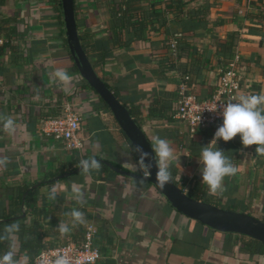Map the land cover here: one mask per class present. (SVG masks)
<instances>
[{"label":"crops","instance_id":"1","mask_svg":"<svg viewBox=\"0 0 264 264\" xmlns=\"http://www.w3.org/2000/svg\"><path fill=\"white\" fill-rule=\"evenodd\" d=\"M47 1L0 0V18L12 19L8 25L16 29L25 46L22 59L10 52L0 57V115L11 117L15 123V131L6 132L0 121V160L5 162L0 165V234L10 222L3 220L21 215L22 203L14 201L16 193L30 189L38 213L26 212L23 205L25 217L20 221L26 227L35 223L36 235L46 247L80 243L84 227L92 223L97 229V249L103 251L104 259L114 258L117 264H264V255H246L243 251L247 239L214 231L181 215L146 181L109 169L99 178L81 171L45 183L73 171L78 162L89 158L105 160L128 172H144L110 111L102 107L97 94L74 70L63 41L58 5ZM182 1L187 14L177 20L170 12L165 19L157 18L156 30L142 40L131 41L126 51L108 52L94 71L128 107L150 143L155 136L170 141L176 156L170 166L172 178L185 193L190 191L217 207L262 221L264 156L256 154L257 146L245 148L239 135L230 142H218L239 171L225 178L222 193L212 195L202 184L199 158L201 148L214 138L213 129L188 135L185 125L173 118L177 111L173 105L184 76L189 77L188 93L210 97L218 85L219 70L234 53L240 55V96L264 90V0ZM75 3L78 25L82 28L85 24L91 31L95 48L105 47L100 39L109 19L107 0ZM163 10L162 4L154 11ZM174 35L188 37L191 43L183 47V56L172 68H165V45ZM56 69L69 73L68 84L56 81L52 75ZM154 99L155 107L163 105L162 119L149 114ZM66 103L81 119L78 135L83 148L79 152H69L42 131V122L62 112ZM37 183L40 186L31 190ZM53 186L57 189L54 200L49 199ZM77 192L83 194L82 199L77 198ZM74 209L84 214L82 223L69 215ZM61 222L69 229L65 234L58 229ZM20 241L18 231L5 244L6 250L14 245L17 259L26 257L18 252Z\"/></svg>","mask_w":264,"mask_h":264},{"label":"trees","instance_id":"2","mask_svg":"<svg viewBox=\"0 0 264 264\" xmlns=\"http://www.w3.org/2000/svg\"><path fill=\"white\" fill-rule=\"evenodd\" d=\"M47 2L49 3V5L50 4L58 5V8H57L58 17L61 20L60 22L63 26L60 1L59 0H48ZM144 3H147L148 5H144ZM162 4L164 5V10L161 11L160 13H155L154 11L155 7L157 5L160 6ZM185 5L186 3H184L182 0H164V1L163 0H107L109 19L107 23H105L104 36L100 39L101 41L106 43V46L103 48L97 49L94 46L95 40H92L93 36L91 34V31L87 30V28L85 27V24H84V27L82 28L78 25V17H77L78 9H77L75 0H73L75 20H76L78 38L80 41L81 48L84 51L93 69H96L98 64L101 63V61L105 60L106 58L105 56L108 52H112V51L114 52L118 50L126 51L128 50V46L131 41L142 40L151 31L156 30L157 29L156 27L157 18L165 19L166 14L170 12L173 15L174 20H177L179 17H181L182 14H187L188 10L187 11L185 10V7H184ZM11 21L12 19H8L5 17L0 18V36L5 38L4 44L0 46V57L3 56L6 52H10L11 54H16V56L19 57V59H22L24 57L25 46L22 45V42H21L23 41L22 38H20V36L17 37L16 29L9 26L10 25L9 23ZM12 23L14 24V21ZM163 24L164 22L161 23L162 26ZM171 38H174L177 42L176 55L175 57H172L171 55H169L170 54L169 48L165 45L166 50H167V56L165 57L166 59L165 68H172L174 63L179 61L181 56H183L182 55L184 51L183 47L188 46V44L191 43L190 38L182 36V35L169 36V39ZM63 41H64L65 47H67L64 36H63ZM19 42H21V44ZM7 49L9 51H7ZM74 70L77 71L75 66H74ZM85 85L91 91H93L86 83ZM105 86L111 91V89L106 84ZM93 92L96 94L95 91ZM112 94L117 98V95H115L113 92ZM97 99L102 104V107L108 110L106 105L98 98V96H97ZM175 100H176L175 102H177L178 100L177 90L175 94ZM156 102L157 100L154 99L152 103V108H150L149 110V114L152 117H158L162 119V117H165L163 115V112H161L163 111V105L156 104V107H155ZM173 109L174 110L178 109V103H175V106L173 105ZM59 111L61 112V110ZM60 112L51 118L59 117L62 114V112L61 113ZM167 119L171 120V117H168ZM137 125L139 126L138 123ZM128 144L130 143L128 142ZM131 151H132L133 156L137 160L138 155L132 147H131ZM78 164H80V162H78ZM100 164H101V168L99 170H92L89 172V174L92 177L99 178L102 173L109 171V169L105 165H103L102 163ZM138 173L140 175H143L141 171H138ZM172 182L183 191L184 187L183 186L181 187L179 185V182L176 181L175 178H172ZM26 191L27 189H24V190L20 189L16 193V197L14 198V201L17 204L20 205L22 203L23 195L26 193ZM32 193L33 192H29L28 195L25 197L24 207L26 208V212L30 211L33 214H37L38 209L33 205ZM186 194L195 200L203 201L209 205L217 207V205H215L214 202L208 199H205V198L199 199L198 197H195L193 194H191L190 191H188ZM262 222H264V219H262ZM13 223H16L19 225V232L21 235V241H20L18 252L19 254L20 253L24 254L31 263L34 257L42 249L46 248V246L41 243V236L36 235L35 223L33 224V226H30V227L24 226L22 224V221L20 220L12 221V222H9L8 224L10 225ZM96 234H97V229H96ZM241 237L248 240V242L244 243L243 245L244 246L243 251L247 253L246 255H255V256L264 255V244L258 241L252 240L245 236H241ZM5 244H6V241H0V254H3L4 252L7 251ZM94 246L96 247L95 244ZM100 252L101 254L103 253V251L101 250ZM99 264H105V263L104 261H101Z\"/></svg>","mask_w":264,"mask_h":264},{"label":"clouds","instance_id":"3","mask_svg":"<svg viewBox=\"0 0 264 264\" xmlns=\"http://www.w3.org/2000/svg\"><path fill=\"white\" fill-rule=\"evenodd\" d=\"M52 75L60 84H68L71 76L64 69H56ZM223 123L217 128L214 138L211 142L201 148L199 163L201 164L200 173L202 184L207 186L210 194L216 195L225 190L224 181L226 177L235 176L239 168L233 161L225 155V152L219 149L218 142H230L238 135L245 148L256 147V154L264 156V90L258 94L241 95L235 102H228L221 108ZM0 121L3 122V128L6 132L15 131V123L11 117L0 115ZM151 153L144 150L142 145L135 146V152L138 154L136 164L139 168L151 173L153 167L152 161H155L156 175L155 181L158 187L163 190L172 182L171 162L176 159L175 150L170 141L155 136L151 140ZM89 147L95 151L94 145ZM5 162L0 160V165ZM81 170L89 173L92 170H99L101 164L94 158L82 159L80 161ZM76 192V189H73ZM57 189L53 186L49 193V199H55ZM78 199H82V193H76ZM69 215L77 222H83L84 214L79 210H72ZM61 234L69 231L67 225L63 222L58 224ZM19 231V225L16 223L7 225L3 234H0V241H10ZM0 264H27V257L19 259L15 256L14 245L0 254ZM53 264H70L66 256H59Z\"/></svg>","mask_w":264,"mask_h":264},{"label":"water","instance_id":"4","mask_svg":"<svg viewBox=\"0 0 264 264\" xmlns=\"http://www.w3.org/2000/svg\"><path fill=\"white\" fill-rule=\"evenodd\" d=\"M59 1L61 4V15L66 44L79 76L93 91L96 92L98 98L106 105L114 120L116 121L120 131L128 140L131 147L135 150L136 145H142L144 150L151 153V155L154 157L150 141L147 139L142 128L137 125L136 121L131 116L128 107L122 104L105 86V83L96 75L88 58L82 50L78 38L73 0ZM94 159L98 160L100 163L118 175L135 180L146 181L165 198V200L176 212L180 213L181 215L205 225L214 231L245 236L264 244V222H262L260 219L248 214L221 209L209 205L203 201L195 200L189 197L173 182L169 183L165 189L161 190L155 181L157 169L154 160L152 161L153 167L150 170L151 173H148L146 170H144L146 175H139L137 173L121 170L105 160L98 158ZM81 171V167L78 165V167L73 171L58 175L48 181H45V183H55L56 181L80 173ZM39 186L40 184L37 183L31 187V190H34ZM29 190L30 189H28L22 199L21 215L3 220L4 222L21 220L25 217L23 205L25 196ZM104 263L117 264L114 258L104 259Z\"/></svg>","mask_w":264,"mask_h":264},{"label":"built area","instance_id":"5","mask_svg":"<svg viewBox=\"0 0 264 264\" xmlns=\"http://www.w3.org/2000/svg\"><path fill=\"white\" fill-rule=\"evenodd\" d=\"M164 1V0H163ZM5 39L0 36V46ZM24 45V44H22ZM166 46L170 55L175 57L177 42L174 38L167 40ZM240 55L234 53L227 61L226 67L219 70V81L214 93L208 98H198L188 93V76L180 81L178 91V109L173 118L185 125L188 135L197 134L209 127L215 134L217 128L223 123L221 108L228 102H235L240 97L241 84L238 78ZM247 95V94H246ZM62 115L48 118L42 122V131L46 136L61 143L69 152H79L82 148L80 131V116L73 111L71 104L62 106ZM143 175H146L143 172ZM96 229L89 223L84 227L81 242L66 243L55 247L42 249L30 264H53L59 256H66L70 264H99L104 261L101 252L94 246Z\"/></svg>","mask_w":264,"mask_h":264},{"label":"rangeland","instance_id":"6","mask_svg":"<svg viewBox=\"0 0 264 264\" xmlns=\"http://www.w3.org/2000/svg\"><path fill=\"white\" fill-rule=\"evenodd\" d=\"M125 171V170H124ZM128 172V171H127ZM219 208L223 209V207L219 206ZM226 210V209H225ZM232 211V210H231Z\"/></svg>","mask_w":264,"mask_h":264}]
</instances>
